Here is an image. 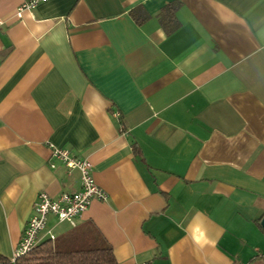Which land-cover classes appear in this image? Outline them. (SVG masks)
I'll list each match as a JSON object with an SVG mask.
<instances>
[{"label": "crops", "instance_id": "0c3cea01", "mask_svg": "<svg viewBox=\"0 0 264 264\" xmlns=\"http://www.w3.org/2000/svg\"><path fill=\"white\" fill-rule=\"evenodd\" d=\"M22 2L0 0V254L40 192L80 189L55 145L91 162L107 198L75 226L116 264H264V0Z\"/></svg>", "mask_w": 264, "mask_h": 264}, {"label": "built area", "instance_id": "2783aa9c", "mask_svg": "<svg viewBox=\"0 0 264 264\" xmlns=\"http://www.w3.org/2000/svg\"><path fill=\"white\" fill-rule=\"evenodd\" d=\"M41 1L43 0H23L16 8V15L20 16L23 10L33 9ZM50 155L65 166L67 170L76 169L78 171L80 189L78 191L60 192L57 196H52L45 191L38 194L32 214L21 233L12 259L26 253L39 242L40 234L46 228L49 215H54L59 221H66L71 226H75V218L83 213L93 200L104 201L107 198L105 190L95 182L92 164L87 158L77 156L67 148L55 145L50 147ZM48 237L54 239L50 232Z\"/></svg>", "mask_w": 264, "mask_h": 264}, {"label": "trees", "instance_id": "16d2710c", "mask_svg": "<svg viewBox=\"0 0 264 264\" xmlns=\"http://www.w3.org/2000/svg\"><path fill=\"white\" fill-rule=\"evenodd\" d=\"M174 2L158 13L159 22L167 32L177 27ZM139 17L138 21L145 19ZM0 264H116L111 247L91 223L75 226L69 231L39 242L29 251L8 258L0 254Z\"/></svg>", "mask_w": 264, "mask_h": 264}, {"label": "rangeland", "instance_id": "374dc122", "mask_svg": "<svg viewBox=\"0 0 264 264\" xmlns=\"http://www.w3.org/2000/svg\"><path fill=\"white\" fill-rule=\"evenodd\" d=\"M65 225H66V229L63 230V231H67V230H69L70 227H71V225H70V224H69V225H68V224H65ZM63 231H59V232H58V230H56V231H54L53 236L56 237V236L60 235Z\"/></svg>", "mask_w": 264, "mask_h": 264}, {"label": "water", "instance_id": "95a60500", "mask_svg": "<svg viewBox=\"0 0 264 264\" xmlns=\"http://www.w3.org/2000/svg\"><path fill=\"white\" fill-rule=\"evenodd\" d=\"M260 224L262 227H264V216H262L261 220H260Z\"/></svg>", "mask_w": 264, "mask_h": 264}]
</instances>
